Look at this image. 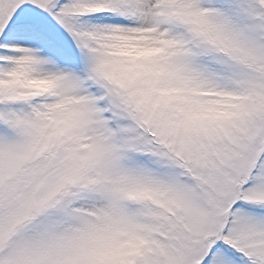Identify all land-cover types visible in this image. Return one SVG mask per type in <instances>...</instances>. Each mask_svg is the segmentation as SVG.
Returning a JSON list of instances; mask_svg holds the SVG:
<instances>
[{
  "label": "snow or ice",
  "instance_id": "obj_1",
  "mask_svg": "<svg viewBox=\"0 0 264 264\" xmlns=\"http://www.w3.org/2000/svg\"><path fill=\"white\" fill-rule=\"evenodd\" d=\"M0 264H264V0H0Z\"/></svg>",
  "mask_w": 264,
  "mask_h": 264
}]
</instances>
